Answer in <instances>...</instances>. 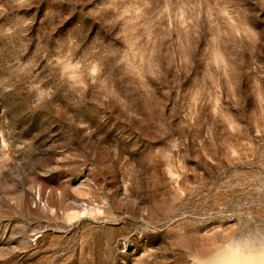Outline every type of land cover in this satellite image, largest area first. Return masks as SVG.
<instances>
[{"label":"rangeland","instance_id":"1","mask_svg":"<svg viewBox=\"0 0 264 264\" xmlns=\"http://www.w3.org/2000/svg\"><path fill=\"white\" fill-rule=\"evenodd\" d=\"M264 264V0H0V264Z\"/></svg>","mask_w":264,"mask_h":264},{"label":"clouds","instance_id":"2","mask_svg":"<svg viewBox=\"0 0 264 264\" xmlns=\"http://www.w3.org/2000/svg\"><path fill=\"white\" fill-rule=\"evenodd\" d=\"M233 264H234V262H233Z\"/></svg>","mask_w":264,"mask_h":264}]
</instances>
